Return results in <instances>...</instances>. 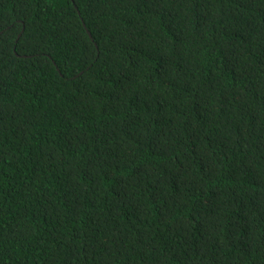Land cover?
I'll return each mask as SVG.
<instances>
[{
	"label": "trees",
	"instance_id": "trees-1",
	"mask_svg": "<svg viewBox=\"0 0 264 264\" xmlns=\"http://www.w3.org/2000/svg\"><path fill=\"white\" fill-rule=\"evenodd\" d=\"M0 264H264V0H0Z\"/></svg>",
	"mask_w": 264,
	"mask_h": 264
},
{
	"label": "water",
	"instance_id": "water-1",
	"mask_svg": "<svg viewBox=\"0 0 264 264\" xmlns=\"http://www.w3.org/2000/svg\"><path fill=\"white\" fill-rule=\"evenodd\" d=\"M89 35H90V32L88 31ZM91 36V35H90Z\"/></svg>",
	"mask_w": 264,
	"mask_h": 264
}]
</instances>
